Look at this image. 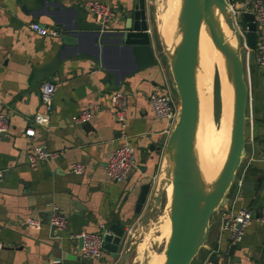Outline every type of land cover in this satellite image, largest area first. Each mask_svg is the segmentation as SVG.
<instances>
[{"label":"crops","instance_id":"1","mask_svg":"<svg viewBox=\"0 0 264 264\" xmlns=\"http://www.w3.org/2000/svg\"><path fill=\"white\" fill-rule=\"evenodd\" d=\"M61 6L55 11L57 18L65 21L72 18L75 5L88 19L92 17L81 6L82 0H52ZM116 12L109 23L110 28L121 27L124 13L132 0H108ZM237 9L241 0H232ZM34 0H0V109L8 118V129L0 137V264H52L57 257L61 264H117L107 251L102 250L97 258L86 259L78 254L77 241L67 237L68 231H101L110 223L126 225L132 233H139L142 240L151 216L142 225L141 215L148 206L150 195L162 163V149L170 127L160 118H154L149 109L146 94L160 91L166 60L156 55L157 63L128 74L132 67L129 52L122 48L99 46L98 63L93 65L89 56L94 53L90 33L77 37L75 47H66L57 69L46 73L41 79L32 81V72L48 63L53 57L59 39L56 35H39L27 27V22L37 20L47 26L50 23L42 10L35 17ZM48 27V26H47ZM153 49L159 42L151 38ZM84 55L67 56L71 51ZM243 62V61H242ZM247 85V101L244 125V155L240 170L246 164L243 180L253 181L252 189L240 190L235 197V206H264V161L259 158L264 136V67L252 62L243 65ZM124 74L120 88L128 92L126 121L118 127L111 103L108 99L112 88L109 78ZM39 76V73H38ZM54 82L47 123H35L32 119L43 109L38 92L42 80ZM96 104L91 128L82 123L71 122V116L86 104ZM33 127L32 137L24 129ZM122 134L132 145L135 167L122 181H111L103 173V163L109 150L117 145ZM152 144V147L149 145ZM34 145H43L57 151L56 157L41 159L28 165L26 154ZM84 163L80 174L69 171L72 162ZM151 179V186L139 212L134 204L140 185ZM166 191V195H165ZM229 203L232 200L231 189ZM168 198L163 189L160 211ZM56 204L67 218V228L60 233L49 232L47 211ZM157 207V208H158ZM153 211V210H152ZM26 217L39 218L38 225H29ZM101 225V226H100ZM219 211L209 218V230L201 249L192 264H213L205 261L214 250L218 264H264V222L252 219L244 228L239 241L228 253L229 240L225 232H218ZM214 247V248H213ZM137 256L129 259L133 263Z\"/></svg>","mask_w":264,"mask_h":264},{"label":"water","instance_id":"2","mask_svg":"<svg viewBox=\"0 0 264 264\" xmlns=\"http://www.w3.org/2000/svg\"><path fill=\"white\" fill-rule=\"evenodd\" d=\"M38 3L36 9L25 7L26 12L39 11L46 13L50 23L49 29L57 33L59 43L50 61L32 72V81L41 79L44 74L58 68L62 58V51L66 47H75L77 37L90 33L95 47L94 53L85 54L90 57L94 66L98 63L99 46L122 48L129 52L132 67L128 74L157 63L156 55L162 54L166 60V72L171 88L177 97V109L174 121L167 133L163 149L159 178L153 187L149 203L141 215L142 225L148 222L152 210L160 204L163 189L170 184V193L165 197V203L152 231L148 245L151 250L158 251L160 242L156 239V226L167 217L169 233L162 242L160 251L163 254L161 264H192L200 249H206V238L209 230L211 214L228 200V191L235 172L244 155V125L247 120L245 107L247 101V85L244 78L243 58L247 55L248 63H252L253 49L256 41L255 23L252 14L241 12L244 21V49L237 30L232 23V14L227 0H179L175 19V28L170 48H166L159 38V49L154 50L151 42L153 22L148 20L147 0H132L131 6L124 13L125 18L121 27L101 29L99 24L88 19L83 11L75 5H70L74 14L65 21L57 18L55 11L58 2L52 0H34ZM166 0H160V9ZM203 25L210 41L219 53L226 83L231 90V113L229 120L228 143L224 159L216 175L209 182H205L199 172L195 149V134L198 116V32ZM227 29L233 37V43L225 34ZM69 56L84 55L81 51H71ZM39 73V76H38ZM124 74L109 78L112 87H120ZM82 127L91 128L88 121ZM152 147V144L149 145ZM151 179L140 185L134 208L139 212L146 200L151 186ZM253 181L243 180L241 190L252 189ZM166 195V191H165ZM256 214V213H255ZM48 221V220H47ZM49 223V222H48ZM54 226L49 224L50 235ZM101 248L108 252L117 264H131L129 259L137 256L136 247L139 243L138 232L130 237L126 225L110 223L101 231ZM81 239H77L79 246ZM146 247V248H147ZM233 243L228 245L230 254ZM132 264H147V252L142 253ZM52 264H61L57 257H52ZM138 259V260H137ZM236 259H231L234 262ZM206 261L218 264V256L210 251Z\"/></svg>","mask_w":264,"mask_h":264},{"label":"built area","instance_id":"3","mask_svg":"<svg viewBox=\"0 0 264 264\" xmlns=\"http://www.w3.org/2000/svg\"><path fill=\"white\" fill-rule=\"evenodd\" d=\"M231 14L232 23L238 32L241 44L247 49L244 43V21L241 23V12L248 11L252 14V20L255 23L256 41L253 49L252 62L264 67V0H241V8L237 9L232 0H227ZM81 6L92 17L91 19L99 24L102 29H109V23L115 17L114 7L108 0H82ZM27 27L39 35H56L57 33L47 26L40 24L37 20L27 22ZM247 55L243 58L245 68L248 65ZM163 81L160 91H150L146 94V100L154 118L163 119L168 127H171L177 109V97L171 88L170 80L167 73H163ZM54 82L51 80H42L38 84V92L40 103L43 107L41 111H37L32 119L35 123H47L48 112L50 110L51 96L54 91ZM128 92L120 87H114L110 90L108 99L113 109V116L119 128L125 125L126 121V102ZM97 109L96 104L86 103L77 114L71 116V122L79 124L89 121L94 111ZM8 129V118L4 110L0 109V137ZM34 129L28 126L24 129L27 137L33 136ZM120 142L112 147L103 163V173L105 177L111 181H122L128 173L135 167V159L132 145L127 139V135L122 134ZM57 151H50L43 145H34L26 154V162L28 165H35L41 159L56 157ZM259 158L264 161V136L261 141ZM247 165V164H246ZM246 165L240 170L237 168L234 178L231 182L232 200L229 203V197L225 205L219 207V225L218 232H225L230 243L239 241L243 234L245 226L252 220L256 219L264 222V206L257 210L250 206H235V197L239 194L245 174ZM84 163L80 161L72 162L69 165V171L80 174L84 171ZM1 176V171H0ZM228 191V192H229ZM256 213V214H255ZM47 220L49 224L54 226V230L58 233L67 228V218L59 210L56 204H50L47 211ZM25 222L29 225H38L39 218L26 217ZM101 226V225H100ZM103 227H101V230ZM67 237L72 241L81 239V243L77 246L78 254L82 258L92 259L101 255V239L100 231L91 232L87 230L68 231ZM2 240L0 238V248ZM214 251V250H212ZM207 256V255H206ZM206 261V257H205ZM201 264H204L201 263ZM228 264H234L232 262Z\"/></svg>","mask_w":264,"mask_h":264},{"label":"bare ground","instance_id":"4","mask_svg":"<svg viewBox=\"0 0 264 264\" xmlns=\"http://www.w3.org/2000/svg\"><path fill=\"white\" fill-rule=\"evenodd\" d=\"M179 0H168L163 10L162 23L157 27V33L164 46L170 48L172 37L175 28V19L178 10ZM159 26H161L159 30ZM225 34L233 43V37L227 29L223 28ZM198 72H197V90H198V116L195 134V149L198 160V168L202 179L205 182L211 181L218 172L221 163L224 159L229 131L227 128V121L229 114L225 112V116L221 118L219 128L215 127L211 112V76L214 66L220 75L222 85V95L226 99V79L222 69V63L219 53L213 47L205 27L201 24L198 32ZM214 68V69H213ZM223 74V78H221ZM228 86V85H227ZM229 95L231 96V90ZM167 195L170 193V184L166 185ZM156 228V239L164 240L169 233L167 217L163 222H159ZM158 240V241H160ZM144 246V242L138 243L137 256H140V249ZM150 249V248H149ZM154 254L156 251L151 250ZM161 257V259H160ZM155 258V259H154ZM162 255L153 256V261L148 264H161Z\"/></svg>","mask_w":264,"mask_h":264},{"label":"rangeland","instance_id":"5","mask_svg":"<svg viewBox=\"0 0 264 264\" xmlns=\"http://www.w3.org/2000/svg\"><path fill=\"white\" fill-rule=\"evenodd\" d=\"M167 2H168V0H166V3H165L164 6H166ZM146 6H147V10H148V20L150 22H153L154 26L156 27V29L153 31L152 36H154V39L156 40V42H157V40L159 42V38H158L159 35L157 33V27H158L159 24L162 23V20H163V17H164L163 16V11L161 12V9H160V0H147ZM162 9L164 10V7ZM160 28H161V26H159V30H160ZM214 68H213L214 70H212L211 86H210V89H211V112H212V117H213V120H214L215 127L219 128V125H220V122H221V118L223 116H225V112H228L229 116H227L228 117L227 128H228V131H229V120H230L232 99H231V96L229 95V89H228L227 83H226V99L223 98L220 75L218 74V71H217L215 66H214ZM221 75H222L221 78H223V74H221ZM228 195H230V194L228 193ZM159 209H160L159 207L158 208L156 207V208L153 209L152 216H151L152 222H151V224L147 225L146 232L143 234L142 240L139 241V244L144 242V246L140 249V256L139 257L137 256V257L141 260L142 257H143L142 253H144L146 251L147 252V257H148L147 264L150 261L151 262L153 261V256L162 255V252L160 251L161 246H162V242H163V240H160L162 236L159 237V239H158V240H160L159 241L160 244L158 246V251H156L157 254H154L151 251V249H149V247H147L148 239H150V235H149L150 231L153 230V228H154V226L156 224V221L158 219L157 212H159L158 211ZM159 225H164V223L163 224H157L156 228ZM136 253H137V249H136ZM160 259H161V257H160Z\"/></svg>","mask_w":264,"mask_h":264},{"label":"trees","instance_id":"6","mask_svg":"<svg viewBox=\"0 0 264 264\" xmlns=\"http://www.w3.org/2000/svg\"><path fill=\"white\" fill-rule=\"evenodd\" d=\"M241 23H243V21H241ZM214 248V247H213ZM202 250H203V248H202Z\"/></svg>","mask_w":264,"mask_h":264}]
</instances>
